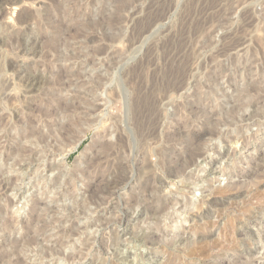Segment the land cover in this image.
Segmentation results:
<instances>
[{
  "label": "rangeland",
  "instance_id": "1",
  "mask_svg": "<svg viewBox=\"0 0 264 264\" xmlns=\"http://www.w3.org/2000/svg\"><path fill=\"white\" fill-rule=\"evenodd\" d=\"M0 264H264V0H0Z\"/></svg>",
  "mask_w": 264,
  "mask_h": 264
},
{
  "label": "bare ground",
  "instance_id": "2",
  "mask_svg": "<svg viewBox=\"0 0 264 264\" xmlns=\"http://www.w3.org/2000/svg\"><path fill=\"white\" fill-rule=\"evenodd\" d=\"M24 70V69H23ZM25 72V71H24Z\"/></svg>",
  "mask_w": 264,
  "mask_h": 264
}]
</instances>
